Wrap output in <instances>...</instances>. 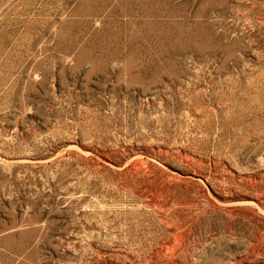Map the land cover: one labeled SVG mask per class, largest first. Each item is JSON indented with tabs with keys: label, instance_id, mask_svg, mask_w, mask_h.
I'll return each mask as SVG.
<instances>
[{
	"label": "rangeland",
	"instance_id": "374dc122",
	"mask_svg": "<svg viewBox=\"0 0 264 264\" xmlns=\"http://www.w3.org/2000/svg\"><path fill=\"white\" fill-rule=\"evenodd\" d=\"M0 264H264V0H0Z\"/></svg>",
	"mask_w": 264,
	"mask_h": 264
}]
</instances>
